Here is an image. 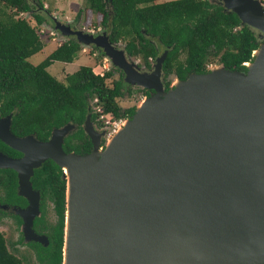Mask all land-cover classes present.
<instances>
[{"label": "water", "instance_id": "1", "mask_svg": "<svg viewBox=\"0 0 264 264\" xmlns=\"http://www.w3.org/2000/svg\"><path fill=\"white\" fill-rule=\"evenodd\" d=\"M218 4L260 32L263 41L248 62L254 64V53L264 49L261 3ZM77 40L103 49L153 92L101 152L89 116L84 132L93 149L87 154L64 153L70 124L41 142L13 136L11 116L0 118V140L22 154H0V168L18 173L20 194L35 195L34 209L33 170L47 160L62 170L65 209L67 196L72 206L69 264H264V57L255 72L247 63L245 73L220 66L165 91L156 78L138 74L109 37L79 33Z\"/></svg>", "mask_w": 264, "mask_h": 264}, {"label": "trees", "instance_id": "2", "mask_svg": "<svg viewBox=\"0 0 264 264\" xmlns=\"http://www.w3.org/2000/svg\"><path fill=\"white\" fill-rule=\"evenodd\" d=\"M0 3L9 10L8 14L0 15V118L11 116L13 136L33 135L41 142H46L54 129L70 124L74 130L63 139L64 153H90L93 146L83 128L89 115L101 127L100 116L108 115L112 121H119L131 118L135 112V107L122 109L117 102L122 97L121 81H115L110 89L106 81L112 73L94 74L88 66L67 75L65 83L51 76L47 69L53 63L70 64L77 58L81 45L75 39L66 40L42 62L32 65L29 58L44 48L39 36L46 19L41 15L46 12L42 1L0 0ZM85 3L88 10L100 15V24L109 32L110 43H124L126 54L141 59L147 68L159 49L167 52L161 69L165 91L170 88V76L184 80L190 74L207 73L211 64L245 73L244 64L252 61L253 52L263 41L256 30L241 26L233 12H225L211 0H85ZM21 13L30 14L39 30L18 18ZM150 91H144L143 95L149 97ZM89 100H96L97 111L90 112ZM0 150L14 153L1 140ZM31 177L41 196H51L58 216L56 240L60 262L66 181L62 170L51 160L34 169Z\"/></svg>", "mask_w": 264, "mask_h": 264}, {"label": "rangeland", "instance_id": "3", "mask_svg": "<svg viewBox=\"0 0 264 264\" xmlns=\"http://www.w3.org/2000/svg\"><path fill=\"white\" fill-rule=\"evenodd\" d=\"M43 4V9L46 12H41V15L46 18L45 23L42 24V27L46 32L54 33V41L50 43L45 42L46 38L44 34H40L43 37V45L44 48L42 51L37 53L36 55L29 58V62L32 65H37L42 62L45 57L51 53L54 49L60 46L63 42L68 39H75L77 42V34H87L91 35L94 38H108L109 32L107 29L103 28L100 24L101 17L97 15L86 7L85 0H41ZM262 8L264 10V0H258ZM213 4H218V0H211ZM36 4V2H35ZM34 4V6H35ZM37 5V4H36ZM2 12L8 14L9 10L4 9L3 5L0 3V15ZM37 12V11H36ZM18 18L25 19L29 22L32 27L38 31L40 27L35 25L33 18L30 14L21 13L18 15ZM58 24V27H56ZM67 28L70 30H67ZM258 32V31H257ZM71 33V34H68ZM260 32H258V36H260ZM79 43V42H78ZM80 44V43H79ZM81 51L79 52L77 58L70 64L64 63H53L48 69V73L56 78L58 81L65 83V78L67 75L75 72L81 66L91 67L94 74L103 75L105 72L110 71L112 73V77L106 81L107 86L112 89L113 83L115 81L120 80L121 94L122 97L117 99V102L122 109H127L129 107L137 108L140 106L142 101L144 100V91L150 90V86L147 84H141L133 81L129 78V76L125 73V71L113 63L109 57L104 54L103 49L96 47L94 44H80ZM124 43H118L116 49L118 51H123L126 56L129 64L137 71L138 74H141L147 78H156L158 83L161 86H164V78L163 74L159 69V64L161 59L163 58L166 51L159 49V54L156 59L149 60L150 67L145 68L143 62L139 58H133L126 54L124 49ZM103 54V57H101ZM220 67L218 64H211L208 66V69ZM169 81L171 82V86L175 83V77L170 76ZM153 92V91H152ZM96 100H89V109L90 112H95L98 110L96 105ZM90 116V115H89ZM123 120L112 121L111 117L100 116L98 118V122H102V126L98 127L96 122L91 121L89 117V127L90 132L96 136V150L97 152H101L105 150L109 140L113 138L121 129H123ZM21 192V191H20ZM29 198V206L27 208L26 213H22L26 218L29 211L34 209L33 204L35 203V195L28 196ZM33 213L30 214V217ZM29 217V215H28ZM27 232V229H26ZM28 236V235H27ZM27 239H29L27 237ZM41 240V238H38Z\"/></svg>", "mask_w": 264, "mask_h": 264}, {"label": "flooded vegetation", "instance_id": "4", "mask_svg": "<svg viewBox=\"0 0 264 264\" xmlns=\"http://www.w3.org/2000/svg\"><path fill=\"white\" fill-rule=\"evenodd\" d=\"M151 93L152 91L149 92V95ZM145 98L146 96H144ZM13 151V155L2 150H0V154L11 159L22 157L19 151ZM64 173L66 174L65 171ZM66 176L68 177L67 174ZM29 181L32 192L39 194L38 210L29 211L30 213L25 218L22 213H26L30 202L28 198L20 194L18 173L12 169L0 168V264H63L67 197L66 213H64L63 220L61 261L58 262L56 240L58 216L51 196L49 194L41 196L34 186L32 177L29 178ZM31 213L33 215L30 217Z\"/></svg>", "mask_w": 264, "mask_h": 264}, {"label": "bare ground", "instance_id": "5", "mask_svg": "<svg viewBox=\"0 0 264 264\" xmlns=\"http://www.w3.org/2000/svg\"><path fill=\"white\" fill-rule=\"evenodd\" d=\"M255 58H256V61L254 64H249L247 63L246 66H248L250 72H255L261 62H262V58L264 57V49L262 50H258L256 51L255 53ZM183 84L181 83H178V87L180 88ZM147 98H145L142 103L140 104V106H143L146 102H147ZM123 124L127 125L126 123V120H123L122 121ZM63 170L66 172V174L68 175V189L70 188V185H71V169L69 166H65L63 168ZM72 206H71V202H70V199L69 197L67 196V219H66V234H65V243H66V246L64 248V263L63 264H69L70 262V259H69V235H68V232H69V225L71 223V220H72Z\"/></svg>", "mask_w": 264, "mask_h": 264}, {"label": "built area", "instance_id": "6", "mask_svg": "<svg viewBox=\"0 0 264 264\" xmlns=\"http://www.w3.org/2000/svg\"><path fill=\"white\" fill-rule=\"evenodd\" d=\"M40 34L41 35L44 34V36L46 38V41L45 42H47L49 39H50V41H54V33L53 32H46L43 27L39 31V36H40V38L42 40L43 37Z\"/></svg>", "mask_w": 264, "mask_h": 264}, {"label": "crops", "instance_id": "7", "mask_svg": "<svg viewBox=\"0 0 264 264\" xmlns=\"http://www.w3.org/2000/svg\"><path fill=\"white\" fill-rule=\"evenodd\" d=\"M51 42V41H50ZM50 42H48V43H50Z\"/></svg>", "mask_w": 264, "mask_h": 264}]
</instances>
